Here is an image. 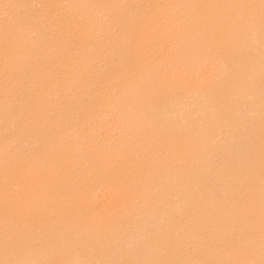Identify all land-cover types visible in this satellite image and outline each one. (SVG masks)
<instances>
[{
	"label": "bare ground",
	"instance_id": "obj_1",
	"mask_svg": "<svg viewBox=\"0 0 264 264\" xmlns=\"http://www.w3.org/2000/svg\"><path fill=\"white\" fill-rule=\"evenodd\" d=\"M0 264H264V0H0Z\"/></svg>",
	"mask_w": 264,
	"mask_h": 264
}]
</instances>
